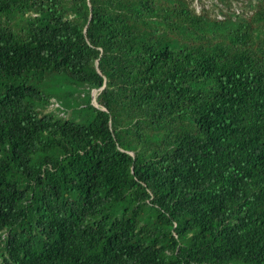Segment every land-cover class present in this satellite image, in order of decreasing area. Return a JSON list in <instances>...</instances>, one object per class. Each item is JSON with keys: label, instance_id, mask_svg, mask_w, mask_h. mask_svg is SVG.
<instances>
[{"label": "trees", "instance_id": "1", "mask_svg": "<svg viewBox=\"0 0 264 264\" xmlns=\"http://www.w3.org/2000/svg\"><path fill=\"white\" fill-rule=\"evenodd\" d=\"M193 1L0 0V264H264V0Z\"/></svg>", "mask_w": 264, "mask_h": 264}, {"label": "rangeland", "instance_id": "2", "mask_svg": "<svg viewBox=\"0 0 264 264\" xmlns=\"http://www.w3.org/2000/svg\"><path fill=\"white\" fill-rule=\"evenodd\" d=\"M213 0H194L193 1V6L195 7V9H196V11H200L201 10V8L202 7H205V9L207 8L208 9V11L212 14L213 12L216 14V13H218L217 12V10L215 9V8H213L212 7V2ZM238 10H242V6H241V4L239 5V7L237 8ZM245 10H248V11H250L249 9H245ZM250 12H252V10L250 11ZM54 84H55V86H58V87H61L62 89H65L64 87V84H62L61 86L58 84V83H56V82H54ZM75 88H73V90H74ZM70 90V89H69ZM76 94H75V97H77L76 95H81V97H82V95L84 94V90L82 89V88H77L76 89ZM92 94H93V100L91 99V103L94 105V106H97L96 105V96H97V91H95V90H93L92 91ZM95 96V97H94ZM91 97H92V95H91ZM53 106H49L45 111L46 112H50L52 109ZM54 108V107H53ZM58 113V112H57ZM71 113L70 112H68V114H65V115H63L65 118H67V117H69V116H71L70 115ZM58 115L59 116H62V114H60V113H58Z\"/></svg>", "mask_w": 264, "mask_h": 264}, {"label": "water", "instance_id": "3", "mask_svg": "<svg viewBox=\"0 0 264 264\" xmlns=\"http://www.w3.org/2000/svg\"><path fill=\"white\" fill-rule=\"evenodd\" d=\"M96 65H97V63H96ZM96 91V90H95ZM92 100H93V94H92Z\"/></svg>", "mask_w": 264, "mask_h": 264}, {"label": "bare ground", "instance_id": "4", "mask_svg": "<svg viewBox=\"0 0 264 264\" xmlns=\"http://www.w3.org/2000/svg\"><path fill=\"white\" fill-rule=\"evenodd\" d=\"M95 97V96H94Z\"/></svg>", "mask_w": 264, "mask_h": 264}, {"label": "clouds", "instance_id": "5", "mask_svg": "<svg viewBox=\"0 0 264 264\" xmlns=\"http://www.w3.org/2000/svg\"><path fill=\"white\" fill-rule=\"evenodd\" d=\"M97 91V90H96Z\"/></svg>", "mask_w": 264, "mask_h": 264}]
</instances>
